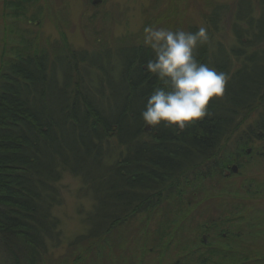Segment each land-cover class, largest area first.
I'll list each match as a JSON object with an SVG mask.
<instances>
[{
  "label": "trees",
  "instance_id": "trees-1",
  "mask_svg": "<svg viewBox=\"0 0 264 264\" xmlns=\"http://www.w3.org/2000/svg\"><path fill=\"white\" fill-rule=\"evenodd\" d=\"M200 27L210 39L197 59L229 80L224 97L210 101L209 115L183 130L163 123L145 130L140 114L162 86L146 70L154 58L148 46L89 52L63 44L0 64V264H44L62 245L54 208L66 173L92 200L83 233L67 243L82 251L74 257L79 264L102 250L97 241L181 188L224 176L225 165L264 140V0L216 3L186 31ZM148 222L140 228L143 244L150 241ZM257 254H237L231 264H264V251Z\"/></svg>",
  "mask_w": 264,
  "mask_h": 264
},
{
  "label": "rangeland",
  "instance_id": "rangeland-1",
  "mask_svg": "<svg viewBox=\"0 0 264 264\" xmlns=\"http://www.w3.org/2000/svg\"><path fill=\"white\" fill-rule=\"evenodd\" d=\"M92 1L0 0V64L43 48L52 53V46L63 44L89 52L145 45L146 26L186 31L200 26L212 5L228 0ZM232 160L224 166V176L181 188L159 209L137 216L108 240L97 241L103 254L94 249L78 263L231 264L241 253L254 259L264 251V140L249 144ZM58 185L62 201L54 213L61 221L63 241L44 264H76L74 257L82 251H71L67 243L83 233L82 218L92 200L82 194L79 178L66 173ZM239 202L245 208L235 205ZM147 219L150 241L143 244L140 228Z\"/></svg>",
  "mask_w": 264,
  "mask_h": 264
},
{
  "label": "clouds",
  "instance_id": "clouds-1",
  "mask_svg": "<svg viewBox=\"0 0 264 264\" xmlns=\"http://www.w3.org/2000/svg\"><path fill=\"white\" fill-rule=\"evenodd\" d=\"M209 39L205 27L196 32L144 28V43L154 53L145 67L162 85L147 96L140 114L146 128L163 123L183 130L209 115L210 101L224 97L228 75L197 59L198 47Z\"/></svg>",
  "mask_w": 264,
  "mask_h": 264
},
{
  "label": "water",
  "instance_id": "water-1",
  "mask_svg": "<svg viewBox=\"0 0 264 264\" xmlns=\"http://www.w3.org/2000/svg\"><path fill=\"white\" fill-rule=\"evenodd\" d=\"M92 3H93L94 5H96V4L98 3V0H93ZM145 130H146V131H150V129H149V128H146V127H145ZM231 169H232L233 171H235V170H236V167L233 166Z\"/></svg>",
  "mask_w": 264,
  "mask_h": 264
}]
</instances>
